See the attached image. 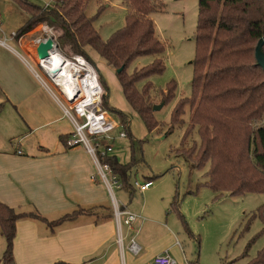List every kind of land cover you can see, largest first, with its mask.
Here are the masks:
<instances>
[{
	"label": "trees",
	"instance_id": "1",
	"mask_svg": "<svg viewBox=\"0 0 264 264\" xmlns=\"http://www.w3.org/2000/svg\"><path fill=\"white\" fill-rule=\"evenodd\" d=\"M11 1L27 16L17 32L18 38L45 23L54 27L62 52L68 49L96 67L90 57V53L95 52L107 68L115 71L127 104L147 130L159 129L161 124L155 118L153 107L170 102L177 89L175 81L168 84L166 91L157 89L150 81L165 70L166 43L157 37L153 20L155 13L164 10L161 0H125L126 25L108 41L102 39L94 19L86 14V6L91 0H47L52 1L49 8L32 0ZM262 39L264 0H199L193 96L177 102L172 112V124L183 123L185 110L190 107L191 120L183 145L193 138L194 131L198 132L199 143L193 142L188 148L183 146L178 152L190 161L193 169L209 166L206 184L217 197L225 193L233 197L245 193L264 194V70L255 56ZM145 56L156 58L149 65L131 69ZM121 68L122 71L117 72ZM99 80L104 94L103 110L109 114L113 112L128 132L126 136L129 135V117L110 107L108 87L100 74ZM157 99L160 101L156 104ZM2 109L0 104V112ZM72 136L73 133L60 137L67 149L70 148L67 141ZM99 142L104 147L110 140L102 138ZM135 146V142L132 143L130 164H121L111 155L100 157L131 196L136 192L130 180L137 162ZM144 181L153 182L154 178L146 177ZM33 216L41 218L39 214ZM23 217L11 210H3V229L5 225L6 230L8 223V230L7 247L0 264H15L12 240L16 221ZM253 218L260 219L264 226V204ZM248 264H264V250Z\"/></svg>",
	"mask_w": 264,
	"mask_h": 264
},
{
	"label": "crops",
	"instance_id": "2",
	"mask_svg": "<svg viewBox=\"0 0 264 264\" xmlns=\"http://www.w3.org/2000/svg\"><path fill=\"white\" fill-rule=\"evenodd\" d=\"M1 39L0 32V132L18 145L0 148V210L26 215L15 224V264H152L166 252L177 264L190 263L169 225L177 227L179 217L168 209L162 215L146 198L130 205L134 196L116 189L119 204L137 216L131 226L118 225L113 197L91 156L81 146L67 149L60 139L73 128L34 70L33 40H13L14 46ZM153 187L138 192L146 197ZM54 215L67 219L50 222ZM43 220L55 226L42 227ZM132 240L137 252L130 250Z\"/></svg>",
	"mask_w": 264,
	"mask_h": 264
},
{
	"label": "rangeland",
	"instance_id": "3",
	"mask_svg": "<svg viewBox=\"0 0 264 264\" xmlns=\"http://www.w3.org/2000/svg\"><path fill=\"white\" fill-rule=\"evenodd\" d=\"M32 2L44 7L47 0H32ZM161 2L164 10L162 13H155L153 20L157 37L166 43V51L163 55L165 70L161 74L154 75L150 81L157 89L163 91H166L170 82L175 81L177 89L175 97L170 102L160 110L154 111L156 120L161 124L159 129L152 132L147 130L143 121L127 104L115 71L107 68L98 54L90 53L100 76L107 84L110 107L126 114L130 120V134L122 138L121 132L127 134L128 132L119 124L116 115L109 110L112 120L116 123L115 130L110 133L109 145L112 146L110 155L116 157L121 164H130L133 158L131 145L135 142L137 162L133 165L131 183L152 177L155 188L153 187L146 197L137 190L130 205L146 198L162 208V215L166 214L168 209V212H173L177 219L179 217L177 227H173L170 223L169 225L191 264H248L264 250V226L260 219L253 218L254 213L264 204V194L245 193L233 197L225 193L217 197L206 184L209 166L202 170L193 169L190 161L178 152L183 146L188 148L193 142L199 143L198 132L194 131L193 138L183 145L186 128L191 120L190 107L185 110L183 123L174 126L172 124V112L177 102L181 98L191 99L193 96V61L196 58L195 34L199 17V0H161ZM86 14L94 19L95 28L102 39L108 41L114 33L125 27L127 5L125 0H91L86 6ZM26 20V14L11 0H0L1 30L7 36L18 32ZM39 32L38 26L23 39L30 42L39 37ZM7 43L18 46L13 40ZM58 50L67 57L76 55L68 49L66 52ZM155 58V56L142 57L131 69L149 65ZM35 63H38L37 67L40 69L38 72L53 93L65 102L61 86L47 77L37 60ZM159 101L160 99H157L155 103ZM68 119L74 133L75 125L69 116ZM11 137L7 133L0 132L1 149H16L18 140ZM139 141L142 142L139 144L137 143ZM81 147L84 148V145ZM114 192L116 197L120 196V191L116 188ZM123 194L127 193L123 192ZM118 197L117 199L120 200ZM21 216L25 214L22 213ZM65 217L54 215L47 219L53 222L63 220ZM39 223L42 227L55 226L49 222L45 223V220ZM7 230L8 223L6 230L5 225L4 229L0 228V258L7 247Z\"/></svg>",
	"mask_w": 264,
	"mask_h": 264
},
{
	"label": "built area",
	"instance_id": "4",
	"mask_svg": "<svg viewBox=\"0 0 264 264\" xmlns=\"http://www.w3.org/2000/svg\"><path fill=\"white\" fill-rule=\"evenodd\" d=\"M51 3L52 1H47L46 4L44 5V8H49ZM39 30H40L39 37L33 40L35 44V57L34 60L31 59V63L34 66L35 72L42 79L46 87L50 89L49 85L45 82L43 77L38 72V70L40 69L37 67L38 63H35V60L39 62V65L45 71L47 77L51 79L52 82H54L53 81L54 79H52V76L47 72L44 66V62L46 60L43 61L39 60L36 52L39 43L45 42L48 38L53 39L54 42V48L50 52V55L52 52L59 54L63 58L65 63H67V66L68 65L70 66V71L72 72L73 78L75 80V84L77 85L78 83H83L85 80L89 81V79L91 78V82L95 83L97 87V90L93 91L91 83L88 85L91 95H88V93L85 92L84 89L78 93L67 94L68 91H65L61 87V93L65 96L64 98L65 102L62 101L57 95L55 94L54 95L61 102L65 110V113L71 118V120L75 125V132L73 133V136L70 139H68L67 146L70 148H74L84 145V149L91 156L95 166L97 167V171L99 176L101 177L102 182L111 192L114 202V210H115L114 215L118 225H121L123 223L127 226H131V224L137 219V216L128 209L122 207L114 196V188L123 189V184L118 180V178L115 175L112 174L110 166L108 164L102 163L100 160V157H105L107 155H110L112 151V146L107 145L102 147V144L99 142V139L105 138L107 140H111L110 133H112L115 130L116 123L114 122V120H112L110 114L107 111H104L102 108V97L104 94H103V88L100 84L98 71L93 64H91L81 55H72L71 57L62 55L58 50L59 48L56 41V33L54 27L50 26L49 24L43 23L39 25ZM0 32L2 33L1 41L4 44H6L9 40L22 41L24 38V37L18 38L17 32H13L10 36H7L1 30V24H0ZM3 37L5 39H3ZM77 119L80 120L81 122H78ZM120 137L122 138L126 137V133L121 132ZM91 180L93 182L96 181L95 177H91ZM152 186H153L152 181L135 180L133 182V187L140 192L147 191ZM0 228H3V219H2L1 210H0ZM130 250L133 252L138 251V246L135 240L131 241ZM152 264H177V263L166 252L164 254L156 256L153 259ZM185 264H190V263L185 262Z\"/></svg>",
	"mask_w": 264,
	"mask_h": 264
},
{
	"label": "bare ground",
	"instance_id": "5",
	"mask_svg": "<svg viewBox=\"0 0 264 264\" xmlns=\"http://www.w3.org/2000/svg\"><path fill=\"white\" fill-rule=\"evenodd\" d=\"M44 66L47 72L52 76V79H54L53 81L61 86L65 91H68L67 94L78 93L84 89L88 95H91L88 87L90 83L93 91L97 90L95 83L91 82V78L89 81L85 80L83 83H78L76 85L72 72L70 71V66H67V63H65L63 58L55 52L51 53L50 58L44 62ZM55 72L57 73L55 74Z\"/></svg>",
	"mask_w": 264,
	"mask_h": 264
},
{
	"label": "water",
	"instance_id": "6",
	"mask_svg": "<svg viewBox=\"0 0 264 264\" xmlns=\"http://www.w3.org/2000/svg\"><path fill=\"white\" fill-rule=\"evenodd\" d=\"M263 47H264V39L259 41V43L256 47L255 56H256V60H257L258 64L264 70V50H263ZM53 48H54V42H53V39H51V38H48L45 42L39 43L37 50H36L38 59L42 60V61L49 59L50 58V52L53 50ZM122 69L123 68L117 70V72H121ZM56 73L57 72H55V74ZM163 106H164V104L154 106L153 110L158 111Z\"/></svg>",
	"mask_w": 264,
	"mask_h": 264
}]
</instances>
